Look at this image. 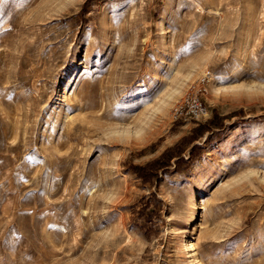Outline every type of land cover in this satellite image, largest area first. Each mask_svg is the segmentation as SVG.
I'll use <instances>...</instances> for the list:
<instances>
[{"label": "rangeland", "instance_id": "1", "mask_svg": "<svg viewBox=\"0 0 264 264\" xmlns=\"http://www.w3.org/2000/svg\"><path fill=\"white\" fill-rule=\"evenodd\" d=\"M0 264H264V0H0Z\"/></svg>", "mask_w": 264, "mask_h": 264}, {"label": "built area", "instance_id": "2", "mask_svg": "<svg viewBox=\"0 0 264 264\" xmlns=\"http://www.w3.org/2000/svg\"><path fill=\"white\" fill-rule=\"evenodd\" d=\"M211 80L212 73L206 71L188 85L184 95L172 107L174 120H198L208 114L205 95Z\"/></svg>", "mask_w": 264, "mask_h": 264}, {"label": "bare ground", "instance_id": "3", "mask_svg": "<svg viewBox=\"0 0 264 264\" xmlns=\"http://www.w3.org/2000/svg\"><path fill=\"white\" fill-rule=\"evenodd\" d=\"M194 246V242L191 240L188 241V244H187V248H190V247H193Z\"/></svg>", "mask_w": 264, "mask_h": 264}]
</instances>
